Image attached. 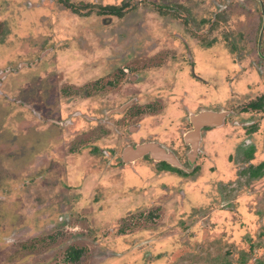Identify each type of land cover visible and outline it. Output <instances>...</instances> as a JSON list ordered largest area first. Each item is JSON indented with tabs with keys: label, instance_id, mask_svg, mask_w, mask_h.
<instances>
[{
	"label": "rangeland",
	"instance_id": "obj_1",
	"mask_svg": "<svg viewBox=\"0 0 264 264\" xmlns=\"http://www.w3.org/2000/svg\"><path fill=\"white\" fill-rule=\"evenodd\" d=\"M65 1L0 0V264H197L211 240L264 264V173H249L264 161V115H229L231 149L209 150L207 132L194 167L181 138L198 109L264 104V0ZM187 50L231 61L215 78L231 82L227 102L196 93L210 76ZM44 52L54 69L36 86ZM140 141L185 171L124 164ZM148 170L149 184H127Z\"/></svg>",
	"mask_w": 264,
	"mask_h": 264
},
{
	"label": "flooded vegetation",
	"instance_id": "obj_2",
	"mask_svg": "<svg viewBox=\"0 0 264 264\" xmlns=\"http://www.w3.org/2000/svg\"><path fill=\"white\" fill-rule=\"evenodd\" d=\"M63 3H65V0H61ZM108 8H106L104 11L106 13H110V15H119V8H115V6L111 7V6H107ZM75 11V10H74ZM186 44V42H185ZM188 44V43H187ZM51 53V52H49ZM49 53L44 52V55L39 57V55L37 56V58H40L39 60H37V62L35 61L34 66H33V70H32V75H33V79L34 82L36 84V86L39 85V82H45L46 77L43 78L44 76L41 74V72L38 73L39 68L44 69L43 72L45 71V67H47L49 70H53L54 66H51V62H50V58H48L46 55H48ZM196 54V55H195ZM186 57L188 58V64L190 66H192L191 64H193V66L197 65L198 66H205L206 67V71L207 74L210 76L209 78H207V80L205 82H201L202 86L200 85V87H204V88H200L197 87V92L196 93H201L204 94L206 93V97L208 96L209 98H207L210 102L212 103L214 101V97L216 96V93L218 94H222V96L220 95V99H224V102H227L228 99L231 98V96H229V94H225V90L226 87H231V82H216V76H219V74H225L228 72L232 71V67L231 66V61H228L229 59L225 58V56L223 55H218L215 52L214 53H210L208 51H200V54L196 53V52H192V50H187L185 52ZM49 56V55H48ZM70 59L68 61L71 60H75L72 57H69ZM66 60H63V63L65 65ZM72 64H74V62H72ZM54 65V64H53ZM47 69V70H48ZM56 69V68H55ZM200 69V68H199ZM214 69V70H213ZM42 72V73H43ZM36 74V76H34ZM42 75V76H41ZM41 76V77H40ZM221 83V89L222 91L218 90L217 92H215V84ZM207 87V88H206ZM228 88V89H229ZM209 90H212L215 94V96L211 95L209 93ZM223 92V93H221ZM229 96V97H228ZM194 97V98H193ZM190 98H192V100L190 101L191 103L194 104V102L197 100V97H195V95L190 96ZM204 95H201L199 97V101L200 100H204ZM127 106L122 107L120 109H118V112H122V110H124ZM264 104H263V98H259L257 101L255 102H250L248 104V106L246 108H243L241 110L240 113L234 114L233 112H223V111H219V110H213V109H198L197 111L193 112V114H189L188 116V127L189 129L183 133L182 135V140L183 142L189 147V150L187 151L186 157H187V162L188 164H190L192 167H194V163L196 162L197 156L199 154V146H200V142L204 141V135L205 133H211L210 137L208 139H205V146L209 147V150L213 151V150H222L223 146H227L228 149H231V144L232 141H230L228 135L229 133L227 132V130H224V128H221L224 126L225 124V119H227V117L229 115H234V119L240 120L241 119V115L246 114V113H258V114H262L264 115ZM38 112H40L39 110H36ZM112 112V111H111ZM108 115L110 114V112L107 113ZM235 121V123H237ZM59 125H62L60 123H57ZM219 128V129H218ZM133 128H131V132H133ZM250 143L249 140L245 141V144L248 145ZM212 148V149H211ZM248 154V153H247ZM167 156V159H162L160 158L161 156ZM251 155V153L249 154ZM253 155V154H252ZM240 157V156H239ZM238 157V158H239ZM150 159L152 162H154L153 167L154 169H158L161 172L164 173H170V169H176V170H182L185 171L182 167H180L177 158H175L173 156V154L169 151H167L166 149L162 148V146L158 143V142H154V141H140L137 143H132L127 145L121 152V161L124 164H134L136 162H139L141 160H145V159ZM237 158V159H238ZM250 175L253 176V178H259L262 176V174L264 173V161H262L260 164H258L257 166H250ZM156 171V170H155ZM151 175V171H142V178L141 179H134V178H130L128 183L129 185H138V186H142L147 182V180H145L146 178H148V176ZM231 174H229L230 176ZM170 176V175H169ZM212 177V176H211ZM210 177V180H211ZM160 178H165L163 175L160 176ZM159 178V179H160ZM150 181V180H149ZM149 184V183H148ZM145 186V185H144ZM202 187V188H201ZM198 186L196 187V189L193 191H197V192H202L206 189V186ZM120 189V188H118ZM180 193V197L181 194H185L186 191L185 190H181ZM196 200H194L195 202ZM193 201L190 202L189 204H193ZM224 243V242H223ZM225 243H229L225 242ZM225 245V244H223ZM219 240H211L210 244H208L206 246V248L204 250H202V252H200L201 254L199 256H196V261L200 260V262H198L197 264L202 263L203 261H201V259H203L205 261L206 264H232L233 262L236 264H247V259L248 256H246V254L242 253V249H239L238 253L236 254L235 251H232V249H230V247L228 248H223L225 246H223ZM199 247V245L197 244V248ZM198 251H200L198 249ZM222 253V256H219V253ZM233 252V253H231ZM216 253V254H215ZM79 251H75L72 254L70 253L67 256L68 260H72L73 258L76 256H78ZM194 257L195 254H192V259L190 260L191 263L194 262ZM253 259V261H258L257 258H251Z\"/></svg>",
	"mask_w": 264,
	"mask_h": 264
},
{
	"label": "water",
	"instance_id": "obj_3",
	"mask_svg": "<svg viewBox=\"0 0 264 264\" xmlns=\"http://www.w3.org/2000/svg\"><path fill=\"white\" fill-rule=\"evenodd\" d=\"M160 158H162V159H164V160H165V159H167V160L169 159V158H167V156H165V155L161 156Z\"/></svg>",
	"mask_w": 264,
	"mask_h": 264
}]
</instances>
